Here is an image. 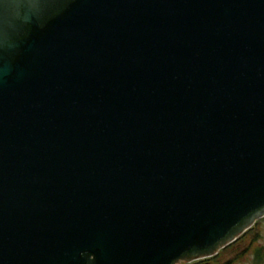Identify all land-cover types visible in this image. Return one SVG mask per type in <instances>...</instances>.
Listing matches in <instances>:
<instances>
[{
    "label": "water",
    "instance_id": "water-1",
    "mask_svg": "<svg viewBox=\"0 0 264 264\" xmlns=\"http://www.w3.org/2000/svg\"><path fill=\"white\" fill-rule=\"evenodd\" d=\"M264 216V0H0V264H178Z\"/></svg>",
    "mask_w": 264,
    "mask_h": 264
},
{
    "label": "trees",
    "instance_id": "trees-1",
    "mask_svg": "<svg viewBox=\"0 0 264 264\" xmlns=\"http://www.w3.org/2000/svg\"><path fill=\"white\" fill-rule=\"evenodd\" d=\"M261 238L257 226L246 230L235 241L225 246L216 255L209 257L210 264H235L250 252L254 263L264 262V244L254 245Z\"/></svg>",
    "mask_w": 264,
    "mask_h": 264
},
{
    "label": "rangeland",
    "instance_id": "rangeland-1",
    "mask_svg": "<svg viewBox=\"0 0 264 264\" xmlns=\"http://www.w3.org/2000/svg\"><path fill=\"white\" fill-rule=\"evenodd\" d=\"M258 224L255 225L258 228L259 233L261 234V239L254 243V245H262L264 244V217L258 219ZM185 264L186 262L180 261L178 264ZM235 264H264V262L254 263L253 257L251 256L250 252L247 253L245 256L240 258Z\"/></svg>",
    "mask_w": 264,
    "mask_h": 264
},
{
    "label": "flooded vegetation",
    "instance_id": "flooded-vegetation-1",
    "mask_svg": "<svg viewBox=\"0 0 264 264\" xmlns=\"http://www.w3.org/2000/svg\"><path fill=\"white\" fill-rule=\"evenodd\" d=\"M259 221V220H258ZM258 221H256V223L254 224V226L253 227H255V225H257L258 224ZM261 239V238H260ZM260 239H258L257 241H259ZM256 241V242H257ZM254 257V256H253ZM212 261L211 260H209L208 258H198V259H196V260H193V261H191V262H189V263H185V264H210ZM182 264V263H181Z\"/></svg>",
    "mask_w": 264,
    "mask_h": 264
}]
</instances>
